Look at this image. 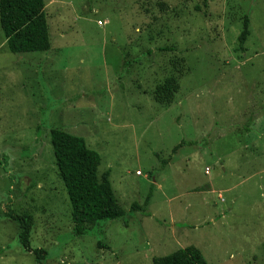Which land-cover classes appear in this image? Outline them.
<instances>
[{"label":"rangeland","instance_id":"rangeland-1","mask_svg":"<svg viewBox=\"0 0 264 264\" xmlns=\"http://www.w3.org/2000/svg\"><path fill=\"white\" fill-rule=\"evenodd\" d=\"M44 5L48 51L13 54L0 29V264H36L8 213L31 214L41 264H152L187 246L264 264V0ZM171 76L172 103H156ZM52 128L99 154L122 219L73 234Z\"/></svg>","mask_w":264,"mask_h":264},{"label":"trees","instance_id":"trees-1","mask_svg":"<svg viewBox=\"0 0 264 264\" xmlns=\"http://www.w3.org/2000/svg\"><path fill=\"white\" fill-rule=\"evenodd\" d=\"M44 7V0H0V29L9 52L21 54L44 52L50 49V35ZM248 36V18L245 17L238 36L239 49L243 48ZM178 64L174 61L173 68L178 69ZM178 87V80L175 77L165 78L154 89L155 102L169 105ZM50 143L58 176L70 202L73 234L85 235L90 226L103 220L122 219L125 211L114 195L109 181V171L103 172L100 176L97 174L99 154L89 149L82 137L59 128L50 130ZM150 196L151 192L147 194L143 202L144 206L149 204ZM131 209L140 210L141 206L133 203ZM7 215L17 223L20 246L27 252L32 251L35 263L41 264L46 251L32 250L29 245L33 226L31 214L8 213ZM152 264H207V262L197 248L187 246L168 255L153 258Z\"/></svg>","mask_w":264,"mask_h":264},{"label":"built area","instance_id":"built-area-1","mask_svg":"<svg viewBox=\"0 0 264 264\" xmlns=\"http://www.w3.org/2000/svg\"><path fill=\"white\" fill-rule=\"evenodd\" d=\"M101 23L102 22H99V24H101ZM205 173H208V169L205 171ZM135 174L140 175L141 173H140V171H136Z\"/></svg>","mask_w":264,"mask_h":264},{"label":"crops","instance_id":"crops-1","mask_svg":"<svg viewBox=\"0 0 264 264\" xmlns=\"http://www.w3.org/2000/svg\"><path fill=\"white\" fill-rule=\"evenodd\" d=\"M141 175V174H140Z\"/></svg>","mask_w":264,"mask_h":264}]
</instances>
